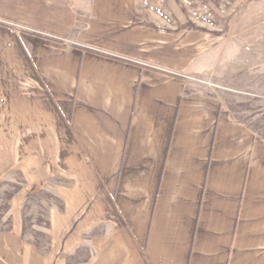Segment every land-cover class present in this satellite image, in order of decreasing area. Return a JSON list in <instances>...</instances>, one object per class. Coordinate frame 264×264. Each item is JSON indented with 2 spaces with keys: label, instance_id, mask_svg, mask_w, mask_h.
I'll list each match as a JSON object with an SVG mask.
<instances>
[{
  "label": "crops",
  "instance_id": "1",
  "mask_svg": "<svg viewBox=\"0 0 264 264\" xmlns=\"http://www.w3.org/2000/svg\"><path fill=\"white\" fill-rule=\"evenodd\" d=\"M140 3L0 0V264H264V137L190 82L214 38Z\"/></svg>",
  "mask_w": 264,
  "mask_h": 264
},
{
  "label": "rangeland",
  "instance_id": "2",
  "mask_svg": "<svg viewBox=\"0 0 264 264\" xmlns=\"http://www.w3.org/2000/svg\"><path fill=\"white\" fill-rule=\"evenodd\" d=\"M140 16L164 24L208 33L214 54L203 70L189 76L195 87L218 97L228 112L264 137V0H141ZM18 175L0 184V225H6L9 196L22 184ZM50 193L41 191L26 207V234L47 246ZM88 252L83 250L84 260ZM78 258V257H77ZM76 259H70L74 261Z\"/></svg>",
  "mask_w": 264,
  "mask_h": 264
},
{
  "label": "trees",
  "instance_id": "3",
  "mask_svg": "<svg viewBox=\"0 0 264 264\" xmlns=\"http://www.w3.org/2000/svg\"><path fill=\"white\" fill-rule=\"evenodd\" d=\"M3 182H4V181H3ZM1 183H2V182H1ZM1 183H0V184H1ZM21 188H22V184L17 188V189H18L17 191L13 192V193L9 196V198H8V204L6 205V210H5L7 213H8L9 210H10V201H11V199L13 198V196H14L18 191H20ZM39 193H41V192H38V193L33 194V196L29 199V201H30L33 197L37 196ZM50 198H51V199H55V197H53L52 195H50ZM29 201H28V202H29ZM26 206H27V205H26ZM0 218H1V216H0ZM26 220H27V217L25 216V217H24V234H25V235H27V234H26V230H27ZM42 222H43L44 227L46 228V231H47V238H48L47 246L43 249V248H41L38 244H36V243H34V244H35V246H36L41 252L45 253V252H48L49 249H50V236H49V233H48V231H49V229H50V221H49V218H48V211H47L46 220H42ZM0 229L3 230V231H9V230L11 229V218H10V217H8V221H7V224H6V225H3V226L0 225Z\"/></svg>",
  "mask_w": 264,
  "mask_h": 264
}]
</instances>
